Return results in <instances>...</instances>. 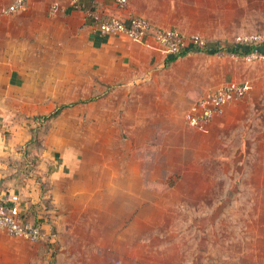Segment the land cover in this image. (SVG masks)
Returning <instances> with one entry per match:
<instances>
[{
  "label": "rangeland",
  "instance_id": "rangeland-1",
  "mask_svg": "<svg viewBox=\"0 0 264 264\" xmlns=\"http://www.w3.org/2000/svg\"><path fill=\"white\" fill-rule=\"evenodd\" d=\"M162 4L186 34L220 51L201 52L206 66L170 65L51 122L44 163L54 235L50 244L17 239L24 256L10 264L264 263V0ZM245 44L255 49L241 57L223 50ZM230 83L245 84V94L204 129L189 127L193 99ZM79 85V97L54 100L88 99L89 83ZM52 104L11 117L29 134Z\"/></svg>",
  "mask_w": 264,
  "mask_h": 264
},
{
  "label": "crops",
  "instance_id": "crops-1",
  "mask_svg": "<svg viewBox=\"0 0 264 264\" xmlns=\"http://www.w3.org/2000/svg\"><path fill=\"white\" fill-rule=\"evenodd\" d=\"M12 1L0 0V9ZM25 1L23 10L0 16V200L18 195L21 211L28 200L32 204L38 202L40 190L32 178L25 180L23 190L15 187V169L10 162L20 159L16 149L28 141L29 134L21 122L12 119L13 113L37 112L49 102H53L52 108H45L44 113L53 111L59 103L86 104L79 103L81 99L58 103L53 98L79 97L80 80L88 82L90 91L93 90L82 95H89L88 98L102 95L93 103L111 96L117 89L152 78L170 65L192 59L202 60L200 66L208 65L206 58L200 57L201 52L194 49L171 61L168 51L150 37L130 40L119 34H101L87 17L88 12L95 11L124 21L130 16L143 17L150 23L152 34L162 30L193 35L186 34L190 30L181 28L175 12L162 4L168 0H125L124 9L118 7L116 0ZM66 86L69 89L64 91ZM41 157L45 162L44 153ZM44 162L39 167L42 172L48 170ZM17 239L0 231V264H10V258L24 256L16 245ZM251 257L254 264H262L260 258Z\"/></svg>",
  "mask_w": 264,
  "mask_h": 264
},
{
  "label": "built area",
  "instance_id": "built-area-1",
  "mask_svg": "<svg viewBox=\"0 0 264 264\" xmlns=\"http://www.w3.org/2000/svg\"><path fill=\"white\" fill-rule=\"evenodd\" d=\"M120 9L126 7L125 0H116ZM25 0H13L0 9V16H10L25 8ZM87 17L96 25L98 32L105 35L119 34L130 40H138L150 37L159 46L164 47L170 56H175L181 51L193 49L203 50L207 43L198 36H184L175 31L151 32V25L143 17L130 16L125 21L118 16H108L99 20L94 12H88ZM246 92V85L230 83L206 92L197 102L190 106L186 113V122L189 127L196 130L204 129L215 117L223 114L224 107L232 100L241 98ZM8 202L12 205L5 207V201L0 200V231L9 236L19 238L30 243H36L40 239L39 230L30 224H20V200L18 195H11Z\"/></svg>",
  "mask_w": 264,
  "mask_h": 264
},
{
  "label": "trees",
  "instance_id": "trees-1",
  "mask_svg": "<svg viewBox=\"0 0 264 264\" xmlns=\"http://www.w3.org/2000/svg\"><path fill=\"white\" fill-rule=\"evenodd\" d=\"M95 15L98 17L99 20H104L107 17L98 13L97 11L94 12ZM255 46L252 44H245L241 45V47H228L224 48L225 52L228 54H234L238 57L248 55L253 52ZM194 51L203 52L208 55H213L218 53L220 50L218 48V43L216 44H207V47L203 50L194 49ZM263 53L262 51H260ZM185 52L181 51L179 54L172 56V60L174 61L179 57L185 56ZM112 88V87H111ZM107 88V89H111ZM108 91V90H107ZM106 91V92H107ZM104 95V94H103ZM98 97L101 96H94L90 97L86 100H80L79 103H89L96 100ZM201 97V95L195 97L193 101L189 104L187 110L192 106L197 100ZM76 103H68V104H61L56 106L55 109L47 114L42 115H35L33 116V123L36 126L30 130L29 139L28 141L22 145L18 146L16 151L20 154V159L11 161L10 166L15 169V174L13 178L16 180L15 187L20 188L23 190L25 186V180L28 178H32L38 184L40 194L39 200L37 203H30L27 201L26 208L21 211L18 220L20 224H30L39 230L40 239L38 241H43L45 239L46 243L50 244V240L54 235V230L52 229L51 225V206L50 200L52 191L54 189V185L49 178L48 170L42 172L40 170V165L43 164V158L41 157L45 151L44 146V137H46L49 133V126L53 120H55L61 113V111L65 108H70ZM186 110V111H187ZM48 169V167H47ZM41 172V174L39 173ZM23 192V191H22ZM21 192V193H22ZM19 197V196H18ZM5 207H10L12 204L8 202V199H5ZM48 244V245H49ZM52 256H54V252H52ZM52 259V258H51Z\"/></svg>",
  "mask_w": 264,
  "mask_h": 264
}]
</instances>
